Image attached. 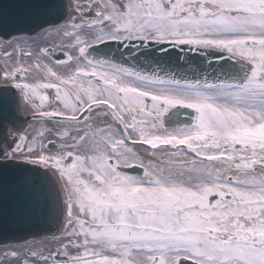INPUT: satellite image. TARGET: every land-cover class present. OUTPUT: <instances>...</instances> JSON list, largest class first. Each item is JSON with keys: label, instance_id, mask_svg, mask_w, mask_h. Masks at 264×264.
<instances>
[{"label": "snow or ice", "instance_id": "1", "mask_svg": "<svg viewBox=\"0 0 264 264\" xmlns=\"http://www.w3.org/2000/svg\"><path fill=\"white\" fill-rule=\"evenodd\" d=\"M17 8L0 5L16 58L0 69V110L64 126L0 133V219L55 210L64 226L47 255L6 250L0 264H264V0ZM10 28L54 31L65 58ZM185 53L208 67L176 71Z\"/></svg>", "mask_w": 264, "mask_h": 264}, {"label": "water", "instance_id": "2", "mask_svg": "<svg viewBox=\"0 0 264 264\" xmlns=\"http://www.w3.org/2000/svg\"><path fill=\"white\" fill-rule=\"evenodd\" d=\"M70 4V0H67ZM19 0H0V5L5 6L10 11L18 10L17 6ZM9 31L12 33V36L19 34H29L33 35L35 32H19L13 28H10ZM12 37H8V39ZM103 47V46H101ZM113 48L116 46L113 45ZM180 55L176 51H173V59ZM186 59L190 62L189 65L176 68L175 70L180 73H188L191 76L190 68H195L196 66H203L205 68L208 65L203 64V57H200L194 53H185ZM183 64V62H181ZM223 63V61H221ZM142 70L152 71L155 70L154 65L150 62H145L142 66ZM210 70V69H209ZM23 112L22 105L19 107L9 106L8 111L5 113L0 110V133H4L5 129L13 127L23 129L27 122L30 121L29 117H24L21 113ZM32 121V120H31ZM33 122V121H32ZM29 126V125H28ZM57 194L61 196L59 192V186H57ZM61 215L55 210L49 211L45 210L38 218L32 219H20L13 217L10 213L7 218L0 219V246L12 244L20 241H25L29 238H35L40 236H47L58 229L59 223L61 222ZM64 223V220H63Z\"/></svg>", "mask_w": 264, "mask_h": 264}, {"label": "bare ground", "instance_id": "3", "mask_svg": "<svg viewBox=\"0 0 264 264\" xmlns=\"http://www.w3.org/2000/svg\"><path fill=\"white\" fill-rule=\"evenodd\" d=\"M70 4H71V0H70ZM41 35H42L43 39L45 38L44 43L45 42H49L51 39H54V38H57L58 37V34H56L54 31H52L50 33L39 34V35L37 33L35 35H24V34L21 35V34H19V35H15V36H12V37H15L17 39H23V40L32 41V40L40 39ZM64 40L66 42L69 41L66 38ZM13 43H15V40H13ZM45 44H47V43H45ZM31 45H33V44L30 43L28 45V47H31ZM35 45H37V44H35ZM5 50L11 52L12 51V47L11 46H5L3 44V41H0V69H4L6 67H11L14 64L15 59H16L15 57L13 59H11V60L5 59V57L3 56ZM24 62L30 64L33 61L30 60V59L25 58L24 59ZM45 62H47V61H45ZM61 69L64 72L68 71V69L66 67H63V66H61ZM38 74L39 73H37V75ZM51 95H52V93H51ZM52 107H54V105ZM22 108H23V112L22 113H23L24 116H31L32 115V111H31V109H30L29 106L22 105ZM36 122H42V121H40V120H33V122L31 121L30 124L32 125V124H34ZM42 123L53 124V122H47V121H43ZM97 123L98 124H101V126H102V121L101 120H98ZM60 126L63 127L64 125L63 124H60ZM63 225H64V223H63ZM49 237L50 236L47 235V236H42V237H38V238H33L31 240H25V241H20V242H16V243H12V244H7V245L0 246V254H2L6 250L7 251H11V250H14V249H21V250L27 252L34 245L39 244L40 242H44V241L48 240ZM14 264H18V262H14ZM35 264H40V262L39 261H35Z\"/></svg>", "mask_w": 264, "mask_h": 264}, {"label": "rangeland", "instance_id": "4", "mask_svg": "<svg viewBox=\"0 0 264 264\" xmlns=\"http://www.w3.org/2000/svg\"><path fill=\"white\" fill-rule=\"evenodd\" d=\"M71 1H72L73 3H75V0H71ZM88 2H90V0H80V3H82V4H84V3H88ZM86 14H87V15H91V14H88L87 12H85V15H86ZM64 39H65V38H63V37H61L60 35H58L57 38L51 39L49 42H45V43H47V44H45V43H43L44 40H45V38H44V39L42 40L41 43H39V44H37V45H35V44L31 45V48H32L33 50H36V49L41 48V47H48V46H50V47H52L53 49H56V51H61V46L70 42V41L66 42ZM65 50H66V49H65ZM3 56H4V55H3ZM53 60H54V59H53ZM52 63H55V61H52ZM55 70H57L58 72H64V71L61 69V67H58V68H56ZM36 75H37V74H36ZM37 76H40V74H38ZM40 78H42V76H40ZM49 91H50V90H49ZM49 91H48V95L51 96V92H49ZM54 107H55V105H54ZM49 110H50V109H49ZM42 124H43L45 127H47V128H51V129H55V128H60V127H62V126H60L59 124L54 123V122H53V124L42 123V122H36V123L32 124V127H31V128L27 127L29 134H35L37 131H39L40 128H41V125H42ZM102 126H103V125H102ZM46 135H47V133H46ZM57 247H59V245H58L55 241H53L52 238H51V239H48V240H46V241H44V242H40L39 244L34 245V246L31 248V250H39V251H43L44 254L47 255L49 251L55 250V248H57ZM28 258L30 259V264H35V261H38V260H32L30 256H29Z\"/></svg>", "mask_w": 264, "mask_h": 264}, {"label": "flooded vegetation", "instance_id": "5", "mask_svg": "<svg viewBox=\"0 0 264 264\" xmlns=\"http://www.w3.org/2000/svg\"><path fill=\"white\" fill-rule=\"evenodd\" d=\"M130 147H133L135 151H137L138 153L141 154V156L147 160L148 155L146 154L145 148L142 146H136V145H129ZM63 230V227L61 228V230L59 232H57L56 234H54L55 236H59L61 235V232Z\"/></svg>", "mask_w": 264, "mask_h": 264}]
</instances>
